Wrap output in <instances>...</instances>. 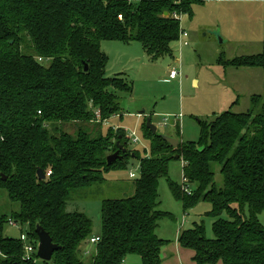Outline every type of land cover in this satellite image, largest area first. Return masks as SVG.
Returning a JSON list of instances; mask_svg holds the SVG:
<instances>
[{
    "label": "trees",
    "instance_id": "16d2710c",
    "mask_svg": "<svg viewBox=\"0 0 264 264\" xmlns=\"http://www.w3.org/2000/svg\"><path fill=\"white\" fill-rule=\"evenodd\" d=\"M205 1L0 0V191L19 205L14 213L0 210V264H83L77 252L92 236V221L66 210V204L103 182L110 169L124 168L118 160L130 156L139 165L133 191L102 201L99 241L89 264H122L129 254L139 255L141 264H161L165 242L156 231L167 213L158 208L157 186L161 177L168 179L171 159L182 162V185L168 180L174 198L184 208L199 201L211 205L213 237L205 236L202 223L178 234L179 244L194 252L195 264H264V225L258 220L264 211V101L259 95L251 96L244 112L228 109L201 122L199 140L180 141L176 148L152 133L144 119L148 151L143 148V154L129 153L121 127L92 136L85 129L69 134L56 125L95 121V111L100 121L107 119L119 113L122 94L132 93V82L123 75H105L101 41L138 42L153 59L170 54L181 31L176 16L191 14L194 4ZM24 37L31 52H22ZM218 63L264 67V51L232 59L220 54ZM117 145L126 150L107 164ZM214 164L222 176L219 187ZM10 217L27 226L34 247L36 225L50 235L59 249L49 261L37 259L35 250L26 255L20 235H4Z\"/></svg>",
    "mask_w": 264,
    "mask_h": 264
},
{
    "label": "rangeland",
    "instance_id": "374dc122",
    "mask_svg": "<svg viewBox=\"0 0 264 264\" xmlns=\"http://www.w3.org/2000/svg\"><path fill=\"white\" fill-rule=\"evenodd\" d=\"M180 28L179 39L171 44V53L155 59L150 58L138 42L101 41V51L107 56L105 75H123L132 82V93L122 94L119 113L107 119L100 121V114L95 111V121L56 125L69 134L85 129L92 136L107 134L109 126L114 131L121 127L129 138V153L133 149L143 154L148 142L142 136L141 124L147 117L156 126L157 132L181 142H197L201 122H208L228 109L233 112L246 111L252 95H259L264 101V67L235 70L218 63L220 54L224 59H232L264 51V0H207L197 3L193 5L191 14L180 15ZM183 32L186 35H182ZM28 45V39L24 37L22 52H31ZM173 68L178 75L168 79V73ZM193 79L197 80L196 84ZM142 110V114H137ZM134 137L138 138L137 141H133ZM121 161H124V168L110 169L103 174V182L81 190L66 204V210L85 213L92 221L93 237L100 235L102 201L129 196L133 191V180L139 175L136 158L130 156L118 160ZM219 169V165H213L218 187L222 185ZM168 180L182 185L180 159L169 161L168 179L161 177L157 186L158 208L167 213L158 222L156 231L157 236L165 242L160 251L161 264H195L192 259L194 252L190 248L180 245L181 250L177 255L175 246L178 232L192 227L194 223H202L205 236L213 237V219L207 213L211 205L208 201H199L184 208L182 202L172 195ZM7 199L5 192L0 191V210L17 212L19 205ZM258 220L264 225V211L258 214ZM21 228L27 234V226L19 225L10 217L4 226V235L19 238ZM88 240L81 243L77 252L83 264L92 261L96 254L95 244L99 241L90 244ZM122 264H141V258L137 254H129Z\"/></svg>",
    "mask_w": 264,
    "mask_h": 264
},
{
    "label": "water",
    "instance_id": "95a60500",
    "mask_svg": "<svg viewBox=\"0 0 264 264\" xmlns=\"http://www.w3.org/2000/svg\"><path fill=\"white\" fill-rule=\"evenodd\" d=\"M164 15H167V12H165ZM86 69L87 66L85 65V70ZM145 125L152 133H157L159 137H161L163 140L168 142L171 147L176 148L179 145L180 141L178 139L157 132L156 126L150 122L149 117L146 118ZM117 146L118 149L106 157L107 164H111L113 161L120 158L121 157L120 151L124 152L126 150L121 145H117ZM178 157L179 156L176 155V158ZM37 174L39 178L44 177V174L40 169H37ZM4 178L5 177L3 176V179ZM35 232L38 237L37 252H36L37 257L41 260L49 261L52 257L53 252L59 249V246L53 243L50 235L41 226L36 225Z\"/></svg>",
    "mask_w": 264,
    "mask_h": 264
},
{
    "label": "built area",
    "instance_id": "2783aa9c",
    "mask_svg": "<svg viewBox=\"0 0 264 264\" xmlns=\"http://www.w3.org/2000/svg\"><path fill=\"white\" fill-rule=\"evenodd\" d=\"M176 16V15H175ZM177 18H179V20H180V16H176ZM181 32V31H180ZM182 35H186V33L185 32H183V34ZM178 75V72L176 71V69H171L170 71H169V77H171V78H174V77H176ZM137 137H134L133 138V141H137ZM50 174V171L49 172H47V175H49ZM10 224H12V225H16L15 223H13V222H10ZM20 239L24 242V251H25V253H26V255H31V253L33 252V250H35L36 252H37V245H35V247L33 246V244H32V242H31V240L29 239V237H28V235L27 234H25V233H21L20 234ZM99 238L98 237H91V238H89V240H88V243H90V244H93V243H95L97 240H98ZM28 255V256H29Z\"/></svg>",
    "mask_w": 264,
    "mask_h": 264
},
{
    "label": "crops",
    "instance_id": "0c3cea01",
    "mask_svg": "<svg viewBox=\"0 0 264 264\" xmlns=\"http://www.w3.org/2000/svg\"><path fill=\"white\" fill-rule=\"evenodd\" d=\"M234 1V0H233ZM237 1H239V2H247L248 0H237ZM128 44V43H127ZM250 68H252V67H250ZM250 68H245V69H250ZM244 68H239V69H237V68H235V70H243ZM177 77V76H176ZM176 77H174V78H176ZM174 78H171V77H169V73H168V79H174ZM193 82L196 84L197 83V80H194L193 79ZM143 111L144 110H142V111H138L137 112V114H142L143 113ZM146 111V110H145ZM127 113V112H126ZM125 113V114H126ZM180 231V230H179ZM179 233V232H178ZM93 237V236H92ZM178 238V237H177ZM180 244L178 243V240H177V245L175 246V249H176V253H177V255H179V252H180Z\"/></svg>",
    "mask_w": 264,
    "mask_h": 264
}]
</instances>
